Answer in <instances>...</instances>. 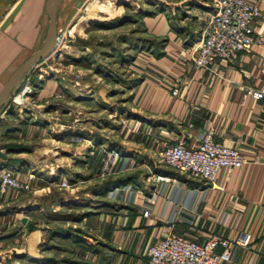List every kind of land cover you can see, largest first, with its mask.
Here are the masks:
<instances>
[{"label":"crops","instance_id":"1","mask_svg":"<svg viewBox=\"0 0 264 264\" xmlns=\"http://www.w3.org/2000/svg\"><path fill=\"white\" fill-rule=\"evenodd\" d=\"M49 1L0 0V93L12 75L43 47L50 25ZM113 1L119 11L123 4L134 10V1ZM247 1L261 12L253 29L255 34L264 36V0ZM92 3L62 2L57 15L60 41L48 58L39 60L26 74L38 70L37 76H43L40 72L44 66L60 57L62 51L66 53L64 49L79 48L75 40L82 38V33V39H86L91 28L101 27L109 20L93 15L87 7ZM166 5L162 14L143 20L147 25L145 35L153 41L151 45L146 50L133 46L128 53L131 60L122 71L130 75L129 85L125 86L129 87L125 94L129 102L114 115L119 131L113 145L78 144L75 138L88 136L83 128L74 125L53 129L49 125L52 128L48 130V125L45 129L33 113L26 116L30 120L13 124L21 116L11 111L10 102L23 79L0 111V170H9L20 182L29 183L36 201L33 206L34 200L29 201L25 192L10 190L0 197V225L6 227L4 234L13 229L8 239L21 236L29 254L39 255L45 244L53 242L57 227L73 222L63 212L68 201L73 200L65 199L56 205L40 201L60 190L55 187L66 177L61 174L59 161L55 165L51 162L50 171L44 164L50 154L40 146L49 141L44 137L50 131L51 148L45 149L56 155L63 140L72 149L67 159L73 168L79 167V172L96 174L106 150L114 148L123 154L122 176L139 172L144 176L113 189L120 193L129 187L128 201L113 203L98 215L83 219L97 234L93 244L106 250V264H140L147 258L148 249L163 239L169 228L199 244L214 236L233 242L245 237L248 244L233 246L230 260L223 264H264V97L246 95L249 89L264 90V53L255 48L237 54L232 62L217 60L209 70L197 68L193 53L201 40L205 19L214 12V4L212 0H169ZM88 51L84 48L82 52L87 55ZM69 55L81 61L78 54ZM34 87V99L42 116L49 112L41 109L57 101L61 89L67 97H76L50 74ZM210 130L216 141L237 149L246 160L231 174L220 172L217 184L224 186L223 191L160 163V153L168 146L182 142L196 147ZM55 155L50 157L55 159ZM146 211L148 216L144 215ZM30 212L48 214L33 229ZM216 252L222 253L223 248L218 247Z\"/></svg>","mask_w":264,"mask_h":264},{"label":"rangeland","instance_id":"2","mask_svg":"<svg viewBox=\"0 0 264 264\" xmlns=\"http://www.w3.org/2000/svg\"><path fill=\"white\" fill-rule=\"evenodd\" d=\"M91 1L93 6L87 4V7L92 10V14H100L103 17H108L109 20L101 27L91 28V35L86 39H82L84 36L82 33V38L75 40V44L79 48L72 49L75 51L64 49L66 53L62 51L60 57L44 66V71L40 72L43 76H37L38 70L28 74L26 78L30 77L29 81L26 78L23 80L21 87L10 102L11 111L19 112V116H21L17 117L18 122L13 124L19 125L22 121L30 120L31 117L26 116L33 113L37 121H42L45 124V129H47L46 125H48L47 127L52 125L53 129H66L68 126L74 125L83 128L88 132L89 137H82L84 140L77 142L78 144L103 142L109 143L110 146L116 141L119 131V123L114 115L125 108L129 102V96L125 95L128 93L129 87L125 86L129 85L130 75L122 71L126 69L125 65L131 60L128 53L131 52L133 46L146 50L151 45L153 41L145 35L147 25L143 20L147 16L162 14L169 0H126L125 3L135 2L134 10L123 4L121 11L118 10L117 4L114 5L113 0ZM99 10L103 12H99ZM80 14L82 15V13ZM88 22L87 19L84 21L86 24ZM82 25L83 23L78 27V30L82 28ZM84 48L89 49L87 55L82 52ZM69 52L78 54L81 61L70 56ZM46 71L49 73L47 74ZM49 74L58 77L59 81L65 84L76 97L75 100L67 97L64 90L61 89L57 101L45 105L41 109L49 112L48 115L42 116V111L39 112L37 107L39 103L34 99L37 91L34 86L38 80L44 79ZM27 81L30 84L31 93L24 95L23 98H18V95H22L23 86ZM15 98H18L17 102H20L21 99V105L13 103ZM24 115L25 117H23ZM50 128L52 127H49L48 130ZM50 134L49 131V136L44 137L49 141L40 146L43 152L50 154L48 161L44 164L48 165L47 170L50 171L51 162L55 165L59 161L60 170H63L61 174H66L64 181L68 183V186L63 187L62 182L64 181H62L59 186L55 187L57 190L60 187V190L42 197L40 201L47 205H56L65 199L73 200L72 202L68 201L69 204L65 205L63 209V212L68 214L73 222L65 227H57L53 242L45 244L37 256L26 252L22 241L24 239H21V236L16 238L17 242L13 240L14 238L8 239L13 233V229L4 234L3 231L6 227L4 224L0 225V264H106V250L98 244H93L94 236L97 234L83 219L91 215H98L103 209L111 208L113 203L128 201L129 195L127 194L131 191L129 187L124 188L120 193L113 192V189L120 185H126L133 179L136 181L138 178L144 179V176H141L140 172L122 176L120 160L113 169L114 173L102 179L101 172L106 160V152L100 170L96 174L79 172V167L73 168V163L68 161V153L72 149L67 148L63 140L58 144L59 152L56 155L45 149L51 148ZM53 154L56 156L55 159L50 157L54 156ZM52 159L54 160L52 161ZM43 168L46 167L43 166ZM140 181L142 182V180ZM76 188L78 190L73 192ZM25 194L29 201L35 199L31 186L28 191H25ZM35 203L34 200L31 205L35 206ZM47 214L48 212L45 214L30 212L29 217L33 218L31 228L35 229L34 225L37 224V221L39 222ZM2 236H4L3 240ZM44 256L45 258H43ZM46 256L48 257L46 258Z\"/></svg>","mask_w":264,"mask_h":264},{"label":"built area","instance_id":"3","mask_svg":"<svg viewBox=\"0 0 264 264\" xmlns=\"http://www.w3.org/2000/svg\"><path fill=\"white\" fill-rule=\"evenodd\" d=\"M214 12L205 20L201 40L193 53V63L197 68L209 70L210 65L217 61L232 62L239 53H248L259 48L264 53V36L257 35L253 23L261 17L259 8L247 0H212ZM60 38H57V42ZM264 76V55L262 60ZM26 74L23 80L27 77ZM29 78H26L29 81ZM23 86L22 95L31 93L30 84ZM178 90H175V94ZM247 96L255 99L264 97L263 91L247 90ZM17 98V99H18ZM13 103L21 105L22 101ZM84 139L75 138L76 142ZM106 160L102 168L101 177L111 175L113 169L122 159L123 154L118 149H107ZM160 163L177 170L193 180L210 184L213 189L224 190V186L217 184L222 170L231 174L246 163L242 154L235 148L228 147L215 140L214 131L206 133L203 140L196 147H187L184 143L168 146L160 153ZM67 187V182H62ZM30 189L29 183H22L9 170H0V197L10 190L25 192ZM149 215V211L144 213ZM247 238L241 237L230 241L214 236L204 244L177 235L173 228L165 231L163 239L152 245L147 252V258L140 264H223L231 258L233 246H246ZM218 247L223 252L218 254Z\"/></svg>","mask_w":264,"mask_h":264},{"label":"water","instance_id":"4","mask_svg":"<svg viewBox=\"0 0 264 264\" xmlns=\"http://www.w3.org/2000/svg\"><path fill=\"white\" fill-rule=\"evenodd\" d=\"M65 0H50L48 4V15L50 18V25L46 35V39L41 50L37 52L33 57L26 61L17 72H15L10 80L6 83L4 88L0 93V111L8 103L9 98L14 91L15 87L23 79L25 74L39 61L48 58L54 51L57 38H58V28H57V15L58 10L62 2Z\"/></svg>","mask_w":264,"mask_h":264},{"label":"trees","instance_id":"5","mask_svg":"<svg viewBox=\"0 0 264 264\" xmlns=\"http://www.w3.org/2000/svg\"><path fill=\"white\" fill-rule=\"evenodd\" d=\"M53 237H55V235H53ZM53 239V238H52Z\"/></svg>","mask_w":264,"mask_h":264},{"label":"bare ground","instance_id":"6","mask_svg":"<svg viewBox=\"0 0 264 264\" xmlns=\"http://www.w3.org/2000/svg\"><path fill=\"white\" fill-rule=\"evenodd\" d=\"M112 7V6H111Z\"/></svg>","mask_w":264,"mask_h":264}]
</instances>
